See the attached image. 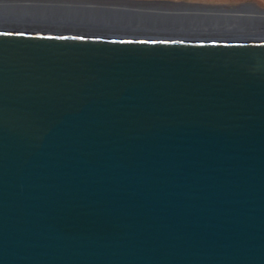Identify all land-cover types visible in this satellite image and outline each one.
Masks as SVG:
<instances>
[{
    "label": "water",
    "instance_id": "water-1",
    "mask_svg": "<svg viewBox=\"0 0 264 264\" xmlns=\"http://www.w3.org/2000/svg\"><path fill=\"white\" fill-rule=\"evenodd\" d=\"M0 264H264V10L0 0Z\"/></svg>",
    "mask_w": 264,
    "mask_h": 264
},
{
    "label": "rangeland",
    "instance_id": "rangeland-1",
    "mask_svg": "<svg viewBox=\"0 0 264 264\" xmlns=\"http://www.w3.org/2000/svg\"><path fill=\"white\" fill-rule=\"evenodd\" d=\"M149 1V0H145ZM167 2L193 3L199 5H212L222 7H234L242 4L252 5L258 9L264 10V0H161Z\"/></svg>",
    "mask_w": 264,
    "mask_h": 264
},
{
    "label": "bare ground",
    "instance_id": "bare-ground-1",
    "mask_svg": "<svg viewBox=\"0 0 264 264\" xmlns=\"http://www.w3.org/2000/svg\"><path fill=\"white\" fill-rule=\"evenodd\" d=\"M18 8H19V9H20V8H23V6H22V5H20L19 7H17V9H18Z\"/></svg>",
    "mask_w": 264,
    "mask_h": 264
},
{
    "label": "snow or ice",
    "instance_id": "snow-or-ice-1",
    "mask_svg": "<svg viewBox=\"0 0 264 264\" xmlns=\"http://www.w3.org/2000/svg\"><path fill=\"white\" fill-rule=\"evenodd\" d=\"M153 43H155V41H152ZM173 42H175V41H173ZM164 43H167V41H164Z\"/></svg>",
    "mask_w": 264,
    "mask_h": 264
}]
</instances>
